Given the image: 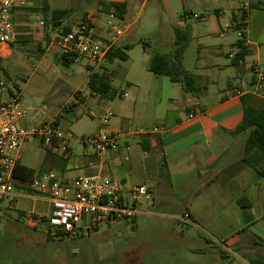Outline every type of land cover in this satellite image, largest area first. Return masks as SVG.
<instances>
[{"label":"crops","instance_id":"crops-1","mask_svg":"<svg viewBox=\"0 0 264 264\" xmlns=\"http://www.w3.org/2000/svg\"><path fill=\"white\" fill-rule=\"evenodd\" d=\"M27 1L25 8L12 15V41L6 48H0V57H4L2 51L11 57L13 49L21 47L23 43L26 44L22 46H31L43 52L42 45H46L44 38L51 40L46 45L48 50L55 46L53 36L56 29L71 28L84 18H90L96 33L103 36V18L109 11L107 6L125 4L124 18L135 6L140 4L142 7L148 0ZM177 3L182 13L173 27V50L175 29L185 32L188 37L184 53L192 43L196 46L195 71L185 70L194 77V94L184 91L180 83L182 100L171 101L170 98L160 97L153 101V97L145 91L151 107L141 108L140 122L136 124L135 132L124 131L117 151L102 158L92 154L87 159L72 161V156L67 160L62 159L57 147L43 145L40 163L35 168H27L33 171L32 179L50 170L60 172L64 177L71 171L84 175L102 173L121 181L126 190L136 186L133 182L139 181V185L148 188L153 202L156 200L158 205L179 195L181 199L176 202L179 215L174 220L177 221L185 213L189 214L190 224L200 228L207 236L205 242L218 235L224 236L223 240L217 241L222 255L215 258V264H251L250 261L256 259L264 260V175L255 172L257 176L252 177V168L243 161L249 131L235 132L242 119L243 106L240 98L233 97L228 89L235 81L239 86L249 80L254 64L264 65L261 39L264 23L262 27L261 21L254 25L251 13L259 2L177 0ZM52 10L64 11L65 15L50 22ZM76 12L80 15L73 18ZM242 16L245 26L239 36L237 30ZM40 21L44 22V26H40ZM54 23L59 24L55 29L52 27ZM231 32L236 34L235 39L231 38ZM26 37L30 38L28 44ZM121 38L116 43L119 46H123ZM238 42L246 50L241 61L234 59L239 51ZM56 53L59 57V49ZM88 75L89 72H86L87 78ZM122 94L125 93L119 96L122 97ZM92 95L104 98L93 92ZM136 101H133L134 107ZM248 101L253 105L259 99L249 96ZM145 118H148L146 122ZM55 119L60 130V117ZM52 120L54 118L36 122L31 118L22 119L20 123L30 128ZM122 127L123 124L118 125L115 130H125ZM135 137L137 140L132 142L131 139ZM125 157L129 160L125 161ZM261 165L264 166V160ZM17 191L23 192L25 189L17 188ZM145 200L150 201L149 196ZM149 210L146 206L140 212L142 215L149 214ZM28 212L34 213L19 209L6 199L0 202V224L3 223L0 229V259L5 264H60L57 259L44 262L42 254H39L49 238L42 235L38 221L30 222L23 218V214ZM136 221L137 217L125 223L134 225ZM197 245L198 251L209 246ZM72 252L75 253V249Z\"/></svg>","mask_w":264,"mask_h":264},{"label":"rangeland","instance_id":"rangeland-1","mask_svg":"<svg viewBox=\"0 0 264 264\" xmlns=\"http://www.w3.org/2000/svg\"><path fill=\"white\" fill-rule=\"evenodd\" d=\"M255 1L259 3L256 9L251 10L252 18L254 25L261 21L262 27L264 0ZM181 13L177 0H148L142 7L140 4L135 6L124 18H113V24L123 31L121 42L123 46H128L124 50L127 59H115L110 64L103 62L98 67L91 66L88 60L81 58L75 59L68 67L63 66L56 53L58 48L52 46L47 50L51 40L47 41L45 38L43 41L47 46L43 43V52L31 46H22L26 43L14 48L11 57H7V53L2 51L1 55L4 57H0V83L8 90L20 91L25 112L23 120L34 118L36 122H43L60 117V132L73 136V140L69 142L72 161L87 159L93 152L84 149L75 139L88 137L100 127L115 130L121 124L125 129L123 132L127 130L134 133L136 124L140 122L141 108L151 107L145 91L149 92L153 101L160 97L170 98L171 101L183 99L179 83H172L167 77L155 76L147 70L153 55L169 56L172 53L173 27ZM79 15V12L74 13L73 18ZM103 19L105 20V16ZM230 36L232 39L236 38L233 32ZM261 39L264 45V33ZM26 41L28 44L30 38L26 37ZM9 48L12 50L11 45ZM195 56L196 46L192 43L184 53L183 70L195 71ZM104 66L112 75V88L117 91V96L112 101L99 96L93 97L92 91L86 87V72L99 73ZM237 84L235 81L232 86L236 87ZM228 89L231 90V87ZM77 93L79 98L75 97ZM121 93L127 96L120 97ZM2 94L4 98L5 93ZM136 99L134 107L133 101ZM72 103L74 107L71 106ZM66 106L69 110L63 113V107ZM107 113L110 118L103 121L102 118ZM147 120L145 118L144 122ZM131 140L134 142L137 139L135 137ZM43 150V144L37 138L26 142L22 148L20 163L35 168L41 161ZM250 173L252 177L257 176L253 169H250ZM82 175L84 174L71 171L65 177ZM133 183L139 185L140 182ZM19 198L16 197L9 203L15 204L19 209L32 210L35 215L49 217L48 203ZM149 198L150 201L141 198L138 209H146L148 206L150 213L139 214L134 225L119 221L106 224L89 237L76 241L48 237L44 221L39 222L42 235L49 238L48 244L39 254H42L44 262L57 259L60 264H215V258L222 255L217 241L223 240L224 236L218 235L215 238L217 240L205 242L204 238L207 236L200 228L174 220L179 215L176 205L177 200L181 199L179 195L168 198L159 205L156 200L153 202L150 195ZM2 227L3 223L0 224V229ZM197 244L209 246L198 251ZM73 249L75 253L72 252ZM0 264L5 263L0 259Z\"/></svg>","mask_w":264,"mask_h":264},{"label":"built area","instance_id":"built-area-1","mask_svg":"<svg viewBox=\"0 0 264 264\" xmlns=\"http://www.w3.org/2000/svg\"><path fill=\"white\" fill-rule=\"evenodd\" d=\"M27 3V0H0V48H6L12 41L13 13L25 8ZM115 17L117 16L112 11L106 14L103 36L96 33L90 18H84L67 31L56 29L53 44L59 49V54H64L68 59H86L91 66L98 67L103 64L108 50L117 45L118 39L123 35V31L113 24L112 19ZM39 24L44 26L43 21ZM239 24L237 31L241 36L245 26L244 16ZM250 72L249 80L243 81L239 86H232L229 91L236 98L252 96L264 101V65L254 64ZM2 93H5L4 98ZM122 97L125 98L126 94H122ZM63 109L68 110L69 107ZM24 114L20 91L8 90L0 83V202L23 197L48 203V218L31 212L24 213L23 218L30 222L44 221L48 237L67 241L89 237L106 224L131 222L141 214L138 209L139 200L149 196L148 188L136 185L126 190L121 181L102 173L66 178L57 171H43L32 179L29 186L31 193L26 190L17 191L12 178L13 170L20 161L26 142L37 138L48 148L57 147L62 159L67 160L72 156L69 142L73 140V136L63 135L56 119L26 128L20 123ZM109 117L110 114H105L102 120L106 121ZM124 135L122 130L100 127L90 136L75 141L102 158L119 149ZM124 149L127 150V147ZM128 160L125 157V161ZM178 221L181 224L191 223L187 213L178 218Z\"/></svg>","mask_w":264,"mask_h":264},{"label":"trees","instance_id":"trees-1","mask_svg":"<svg viewBox=\"0 0 264 264\" xmlns=\"http://www.w3.org/2000/svg\"><path fill=\"white\" fill-rule=\"evenodd\" d=\"M109 9L107 12H114L117 17L122 18L125 14V4L114 3L107 6ZM65 15L64 11L50 12V22H55L61 19ZM52 24V23H51ZM58 23L53 24V29L58 27ZM65 31L69 28H63ZM175 49L168 55L155 54L150 58L147 70L155 76L168 77L172 83H180L184 91L189 94H194V77L182 69L181 59L185 48L188 43V37L185 32L175 29ZM239 51L235 55V61H241L246 55L245 47L241 45V42L237 43ZM128 46L115 45L106 53L104 62L111 63L115 59L126 60L127 55L124 50H127ZM61 64L65 67L70 66L75 59H68L64 54H59ZM112 75L108 72V69L104 66L102 71L89 73L87 78L86 87L95 94H98L104 98L112 100L117 96V91L111 87ZM76 98H79V93L76 94ZM249 96L240 98L243 112L240 124L236 127L235 132L249 131L248 137L245 142L244 150V163L249 165L254 172L259 175H264V166L261 162L264 160V101L259 99V103L250 104ZM74 107V104H71ZM33 171L17 162L13 170V182L19 189H25L30 192V183L32 181ZM251 264H264L263 259H256L250 261Z\"/></svg>","mask_w":264,"mask_h":264}]
</instances>
